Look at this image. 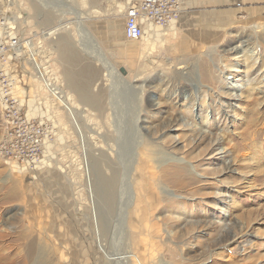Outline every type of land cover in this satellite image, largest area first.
I'll use <instances>...</instances> for the list:
<instances>
[{
    "label": "rangeland",
    "instance_id": "rangeland-1",
    "mask_svg": "<svg viewBox=\"0 0 264 264\" xmlns=\"http://www.w3.org/2000/svg\"><path fill=\"white\" fill-rule=\"evenodd\" d=\"M113 2L0 0L13 94L47 113L33 173L0 157V264H264V0L190 7L152 53Z\"/></svg>",
    "mask_w": 264,
    "mask_h": 264
},
{
    "label": "built area",
    "instance_id": "built-area-1",
    "mask_svg": "<svg viewBox=\"0 0 264 264\" xmlns=\"http://www.w3.org/2000/svg\"><path fill=\"white\" fill-rule=\"evenodd\" d=\"M183 3L184 0H124V38L136 42L151 27L167 28L179 20ZM16 24L7 12L0 9V100L5 127L0 142V157L11 165L34 167L42 161L47 132L37 119L24 111L4 72L8 64L23 57L18 54L19 49L28 50L26 39L16 33Z\"/></svg>",
    "mask_w": 264,
    "mask_h": 264
},
{
    "label": "bare ground",
    "instance_id": "bare-ground-1",
    "mask_svg": "<svg viewBox=\"0 0 264 264\" xmlns=\"http://www.w3.org/2000/svg\"><path fill=\"white\" fill-rule=\"evenodd\" d=\"M113 7L116 9H119L118 11H116V12H119V13H123L124 12V10H125V4L123 3V2H113ZM116 9V10H117ZM184 11V10H183ZM97 12V11H96ZM98 13V12H97ZM187 13V12H186ZM98 14H100V13H98ZM180 23V22H179ZM177 24H178V21L177 22H175V23H173V24H171V25H169L167 28H160V27H151V30L150 31H147L146 33H145V35H146V50H148V52L149 53H152L153 51H154V49L156 48V44H158V43H163L164 42V40H163V36H166V35H170V37H172V38H174V37H176V35H177V32H178V30H179V28L177 27ZM171 39V38H170ZM45 70H46V73H48V69L47 68H45ZM237 86H238V84H236ZM235 85V86H236ZM235 86H233L234 88H236V89H238V87H235ZM140 87V86H139ZM223 90V89H222ZM144 93V91L141 89L140 90V93ZM201 93H202V96H199L198 97V100H199V102H200V104L203 106V107H205V105H206V97H205V91H201ZM138 97V96H137ZM138 99H143V95L140 97V98H138ZM193 106L191 105V103H190V105H189V107H187V110H186V113L188 114V116H190V118H192V117H194V115L192 114V112H193V108H192ZM115 108V107H114ZM41 115L42 114V116H44V115H46L47 113L45 112V111H42L41 109H38V108H35L34 106H32V105H30L29 106V115L30 116H35V115ZM197 116H198V119H201L202 118V120H204V121H206V120H208V118H209V113L208 112H202V111H199L198 113H197ZM202 116H204V117H202ZM180 120H182V121H184V122H182V124H184V125H186V126H188V127H191V123H190V121H185V120H188L187 118H185V117H183V118H180ZM113 123V122H112ZM120 123V122H119ZM115 124V123H114ZM113 125V124H112ZM155 132H156V130H154ZM155 132H153V133H155ZM204 132H207V130H204ZM209 137H211V136H209ZM117 142V140L116 139H114V143H116ZM209 142H212V138H209ZM48 148V150H49V148H51V146H48L47 147ZM150 153H151V149H149L148 150ZM148 152V153H149ZM49 153V152H48ZM142 155L143 154H141V157H142ZM159 156H160V158L161 159H167V157L168 156H170V154L168 153V152H166V151H164V150H160L159 151ZM133 158V157H132ZM136 158V157H135ZM141 159V158H140ZM51 162V161H50ZM50 162H49V160L47 159V160H44L43 162H42V164L40 165V166H46V167H48L49 165H50ZM29 166L30 165H27V166H25V165H20V164H12V169L15 171V172H18V173H20V174H22V175H24L25 173H33V170H31L30 168H29ZM34 167H36V169H37V167L38 166H34ZM117 169V168H116ZM131 169H132V167H131ZM118 171V169L113 173V176H112V178H111V180L109 181V182H106L105 180V178H103V176H101V177H98V178H96V184L98 185V188H100L103 192V205L104 206H106L107 207V204H108V207L111 209V208H113L114 207V204H115V201H114V197H113V195L112 194H109L110 193V191H109V193L106 191V189H105V186H110L111 184H114V183H117L118 182V177H119V173L117 172ZM181 171V174L182 175H186V170L185 169H182V170H180ZM36 175H37V172L35 173ZM108 181V180H107ZM95 184V185H96ZM90 189L92 190V192L94 193V189H93V181H92V179H90ZM96 185V186H97ZM114 186V185H113ZM109 188V187H108ZM107 193V195L105 194V193ZM92 194V193H91ZM105 195V196H104ZM95 194L93 195V200H95ZM134 197V196H133ZM135 198V197H134ZM96 203V202H95ZM131 205V204H130ZM107 207V208H108ZM96 211V210H95ZM96 213V212H95ZM94 214V213H93ZM96 215V217L98 218L97 219V221H98V223H99V218H102L101 216H100V214L98 213H96L95 214ZM93 217H94V215H93ZM95 217V218H96ZM94 218V219H95ZM176 219H180L181 220V218L179 217V216H176L175 217ZM193 218V219H192ZM192 218H190V219H188V218H186V219H183L185 222H186V224L187 225H189L190 227H194V226H196V225H198L199 224V221H197V220H195V218L192 216ZM102 219H104V218H102ZM100 221H101V219H100ZM109 223V222H108ZM103 227H105V226H103ZM103 227H101V228H103ZM105 228H107L108 229V227H107V225H106V227ZM105 228H103V229H105ZM106 230V229H105ZM132 230V229H131ZM151 230L153 231V232H155L156 230H155V228H151ZM99 231V230H98ZM141 231V230H140ZM160 230L158 229L157 230V232H159ZM2 232H0V234H1ZM98 234H100V233H98ZM102 234V233H101ZM4 236V235H3ZM104 248V247H103ZM28 251V253H26L27 254V256L29 255H34V254H32V251H33V249H32V247H30V249L29 250H27ZM32 257V256H31ZM40 264H42V263H40ZM46 264H48V263H46Z\"/></svg>",
    "mask_w": 264,
    "mask_h": 264
},
{
    "label": "crops",
    "instance_id": "crops-1",
    "mask_svg": "<svg viewBox=\"0 0 264 264\" xmlns=\"http://www.w3.org/2000/svg\"><path fill=\"white\" fill-rule=\"evenodd\" d=\"M245 1H249V0H184L183 7H182V13H181L180 17L181 18L183 17L182 14L185 13L186 9L193 7L195 5L198 6V4L199 5H210L213 3L229 4V3H234V2L240 3V2H245ZM180 17H179V19H180ZM181 21H182V19H181ZM182 23L184 24V22H182ZM123 36H124V32H123Z\"/></svg>",
    "mask_w": 264,
    "mask_h": 264
},
{
    "label": "water",
    "instance_id": "water-1",
    "mask_svg": "<svg viewBox=\"0 0 264 264\" xmlns=\"http://www.w3.org/2000/svg\"><path fill=\"white\" fill-rule=\"evenodd\" d=\"M121 71H122L123 73H125V70H124L123 68H121Z\"/></svg>",
    "mask_w": 264,
    "mask_h": 264
}]
</instances>
